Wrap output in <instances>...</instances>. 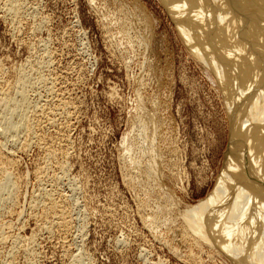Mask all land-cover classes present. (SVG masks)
Segmentation results:
<instances>
[{
    "label": "rangeland",
    "instance_id": "obj_1",
    "mask_svg": "<svg viewBox=\"0 0 264 264\" xmlns=\"http://www.w3.org/2000/svg\"><path fill=\"white\" fill-rule=\"evenodd\" d=\"M117 1L139 7L146 29L137 16L123 34L111 21ZM124 1L0 9V93L16 96L23 82L28 97L17 139L4 132L0 106V181L10 178L0 191V264H229L186 233L218 180L226 186V99L162 1ZM153 111L158 153L139 156L157 157L160 176L141 191L123 151L140 113ZM163 205L169 219L154 231L149 216Z\"/></svg>",
    "mask_w": 264,
    "mask_h": 264
},
{
    "label": "bare ground",
    "instance_id": "obj_2",
    "mask_svg": "<svg viewBox=\"0 0 264 264\" xmlns=\"http://www.w3.org/2000/svg\"><path fill=\"white\" fill-rule=\"evenodd\" d=\"M160 1L167 8L194 56L205 63L215 75L226 99L231 126V140L224 163L228 174L225 189H221L222 183L218 180L209 199L203 202L204 207L199 210V205L194 208L198 212H191L186 233L192 235L194 243L198 241L200 245H209L213 252L221 253L229 264H264V0ZM125 4L117 1L112 12L110 11L112 23L116 22L123 34L129 29L137 28L135 18L141 17L142 13L139 7L130 9ZM21 6V0L0 1V9L13 16L21 10ZM141 23L146 29L142 17ZM233 80L237 81L236 88ZM23 86L21 82L15 87L16 96H10L8 92L0 93V106L6 112L2 117L4 132L9 133L13 139L18 138V132L22 129L19 124H22L23 111L28 106V97ZM233 88L239 91L240 99L233 100L235 98L230 96ZM146 113L142 116L140 113L137 121L134 118L136 124L133 126L138 130L135 133L136 140L128 141L123 151L126 161L139 174L134 178V186L141 191L157 187L159 175L158 165L154 163L157 157L151 160L152 163L146 164L139 156L143 153H149L150 156V152L154 151L151 137L153 134L148 132L147 124L156 115L154 111ZM12 118L15 121H11ZM155 126L154 129L158 128ZM21 131L24 132L23 129ZM155 151L153 156L158 153ZM60 169L65 170L62 165ZM9 179L7 174L2 178L0 191ZM153 196L156 195H152L150 201H153ZM163 206L167 208L158 207L149 216L151 218L147 225L152 226V230L154 227V231L155 226L166 225L169 219L167 210L170 208Z\"/></svg>",
    "mask_w": 264,
    "mask_h": 264
}]
</instances>
